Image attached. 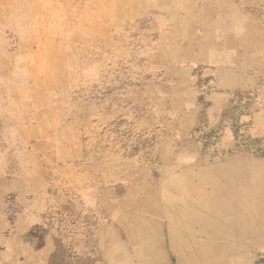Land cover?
Listing matches in <instances>:
<instances>
[{
  "label": "rangeland",
  "instance_id": "obj_1",
  "mask_svg": "<svg viewBox=\"0 0 264 264\" xmlns=\"http://www.w3.org/2000/svg\"><path fill=\"white\" fill-rule=\"evenodd\" d=\"M194 2L252 70L214 128L157 6L0 0V264H264V0Z\"/></svg>",
  "mask_w": 264,
  "mask_h": 264
},
{
  "label": "crops",
  "instance_id": "obj_2",
  "mask_svg": "<svg viewBox=\"0 0 264 264\" xmlns=\"http://www.w3.org/2000/svg\"><path fill=\"white\" fill-rule=\"evenodd\" d=\"M161 1L163 3L160 4L159 0H139L140 10H145L148 14L154 13L156 10L154 6H157V18L171 21L170 29L167 31V35L171 38L169 42H166V45H169L168 49L165 48V51L173 53L170 65L177 72H186L190 75V78L186 79V83L183 80H178L181 86L188 85L186 94L189 99L196 100L206 97L210 101V107L206 114L210 128H214L221 119L223 108L228 103L230 94L242 92L252 83V70L250 72L244 70L243 64L239 63L240 61L236 58L238 52L236 53L231 46L225 43L227 38L221 44L222 51H208L203 59L199 54L200 42L193 40L192 35H205L207 32L217 34V29L191 27L192 21H195L193 18L196 12L194 0L177 1L178 7L174 11L171 8L172 0ZM218 34L222 37L236 35L235 30L225 33L218 32ZM175 53H181V55L176 58L174 57ZM199 85L201 86L199 87ZM221 139L223 146L231 147L232 143L227 137ZM188 146L191 148V152L185 158H187L188 165L195 164L198 159H201L202 152L197 150L198 143L194 141L188 142ZM168 211L169 208L166 209V212ZM170 211H172L171 208ZM166 219V216H162V220L156 221V223H170L169 219L168 221ZM164 255H166L165 252ZM162 259L164 260L165 257Z\"/></svg>",
  "mask_w": 264,
  "mask_h": 264
},
{
  "label": "bare ground",
  "instance_id": "obj_3",
  "mask_svg": "<svg viewBox=\"0 0 264 264\" xmlns=\"http://www.w3.org/2000/svg\"><path fill=\"white\" fill-rule=\"evenodd\" d=\"M261 219H264V218H261ZM261 219H259V220H261ZM263 222V221H262ZM258 223V222H257Z\"/></svg>",
  "mask_w": 264,
  "mask_h": 264
}]
</instances>
